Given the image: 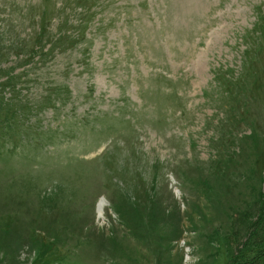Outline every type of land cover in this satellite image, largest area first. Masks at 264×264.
I'll list each match as a JSON object with an SVG mask.
<instances>
[{
	"label": "rangeland",
	"instance_id": "1",
	"mask_svg": "<svg viewBox=\"0 0 264 264\" xmlns=\"http://www.w3.org/2000/svg\"><path fill=\"white\" fill-rule=\"evenodd\" d=\"M233 255L264 264V0H0V264Z\"/></svg>",
	"mask_w": 264,
	"mask_h": 264
},
{
	"label": "trees",
	"instance_id": "2",
	"mask_svg": "<svg viewBox=\"0 0 264 264\" xmlns=\"http://www.w3.org/2000/svg\"><path fill=\"white\" fill-rule=\"evenodd\" d=\"M252 250L253 248L250 249V251ZM228 264H259V260L255 259V257H251L250 255L248 258L244 257V259H241L238 255H233V257L230 260V263Z\"/></svg>",
	"mask_w": 264,
	"mask_h": 264
},
{
	"label": "bare ground",
	"instance_id": "3",
	"mask_svg": "<svg viewBox=\"0 0 264 264\" xmlns=\"http://www.w3.org/2000/svg\"><path fill=\"white\" fill-rule=\"evenodd\" d=\"M104 205H105V202L103 200H100V202L97 205V211H98V215L99 216H102L103 215Z\"/></svg>",
	"mask_w": 264,
	"mask_h": 264
}]
</instances>
